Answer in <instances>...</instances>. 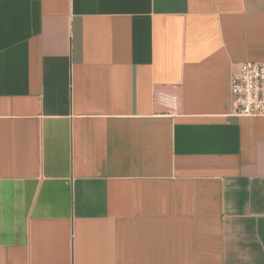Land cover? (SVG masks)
Returning <instances> with one entry per match:
<instances>
[{"label":"crops","instance_id":"0c3cea01","mask_svg":"<svg viewBox=\"0 0 264 264\" xmlns=\"http://www.w3.org/2000/svg\"><path fill=\"white\" fill-rule=\"evenodd\" d=\"M247 61L264 0H0V264H264Z\"/></svg>","mask_w":264,"mask_h":264},{"label":"built area","instance_id":"2783aa9c","mask_svg":"<svg viewBox=\"0 0 264 264\" xmlns=\"http://www.w3.org/2000/svg\"><path fill=\"white\" fill-rule=\"evenodd\" d=\"M233 118H264V62L233 64L229 79ZM168 104L170 115H175L176 103L172 97L160 96Z\"/></svg>","mask_w":264,"mask_h":264}]
</instances>
